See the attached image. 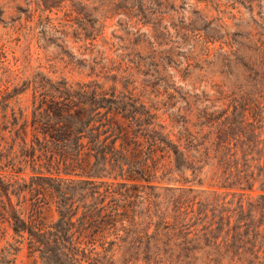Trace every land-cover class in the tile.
<instances>
[{
    "label": "trees",
    "instance_id": "1",
    "mask_svg": "<svg viewBox=\"0 0 264 264\" xmlns=\"http://www.w3.org/2000/svg\"><path fill=\"white\" fill-rule=\"evenodd\" d=\"M37 73L0 94V222L13 234L0 264L24 246L33 264H113L122 248L145 264H264V82L179 95L166 122L135 88ZM146 188L170 197L138 219L126 209Z\"/></svg>",
    "mask_w": 264,
    "mask_h": 264
},
{
    "label": "rangeland",
    "instance_id": "2",
    "mask_svg": "<svg viewBox=\"0 0 264 264\" xmlns=\"http://www.w3.org/2000/svg\"><path fill=\"white\" fill-rule=\"evenodd\" d=\"M263 59L264 0H0V94L42 71L116 91L135 88L167 122L184 106L179 95L196 102L218 97L219 90L255 93L264 82ZM32 95L28 89L18 96L24 117ZM145 192H132L126 209L138 219L147 199L159 209L170 197L159 189ZM43 216L56 217L52 210ZM12 237L0 222V252ZM113 258V264H145L137 251L123 248ZM33 262L25 246L16 255V264Z\"/></svg>",
    "mask_w": 264,
    "mask_h": 264
}]
</instances>
